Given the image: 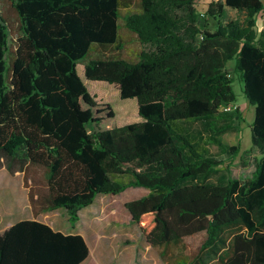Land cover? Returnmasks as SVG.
Here are the masks:
<instances>
[{
    "label": "trees",
    "instance_id": "16d2710c",
    "mask_svg": "<svg viewBox=\"0 0 264 264\" xmlns=\"http://www.w3.org/2000/svg\"><path fill=\"white\" fill-rule=\"evenodd\" d=\"M198 1L134 0L123 13L122 0H0V167L24 172L35 217L64 208L74 226L99 193L143 187L125 207L165 264H264V30L255 28L264 2L212 0L199 11ZM122 25L147 49L134 60L93 57ZM233 59L261 156L250 178L213 183L205 178L223 161L179 123L205 121L206 141L237 155L213 122L237 100ZM119 99L136 101L137 118L103 127ZM195 234L202 242L182 252ZM88 253L81 234L36 219L0 233V264H80Z\"/></svg>",
    "mask_w": 264,
    "mask_h": 264
},
{
    "label": "rangeland",
    "instance_id": "374dc122",
    "mask_svg": "<svg viewBox=\"0 0 264 264\" xmlns=\"http://www.w3.org/2000/svg\"><path fill=\"white\" fill-rule=\"evenodd\" d=\"M210 1L212 0H199L195 6L199 11H204ZM122 4L123 13L136 9L134 0H122ZM228 16L235 18L241 16V14L228 8ZM207 22L209 29H214L216 20L208 18ZM255 28L258 34L261 30H264V9L257 14ZM142 49H147V46L139 43L134 35L122 25L116 43L98 47L94 50L93 57L117 56L134 60ZM234 63V59L228 61L227 69L233 77V88L239 110L238 112L229 111L227 114L219 113L220 115L214 117L213 122L218 127H224V130L218 134L222 143L225 145L239 144L237 155L230 160L225 150L206 141L210 131L206 127L205 121L184 120L179 123L181 127L191 132L199 144L206 148V153L209 156L223 161L214 172L205 178L206 181L213 183H225L228 177H239L242 181L250 178L255 170V161L261 156L260 151L252 145L251 141L250 125L254 118V106L249 103L243 93V83L236 72ZM135 102L133 99H119L116 104L113 103L117 114L108 123H104L103 127L111 125L112 122L117 124L116 120L119 118L125 120L136 119ZM29 173L30 176L38 180H42L44 176L43 168L39 166L29 168ZM4 177L21 178V174L10 175L5 170H0V182L4 181ZM114 177L124 181L128 179L127 175H114ZM33 187L42 189L43 186L34 184ZM147 193L148 190L143 187H128L118 194L99 193L93 203L82 209L80 218L76 222L77 226L71 225L67 211L64 208L43 212L39 215V218L53 228L60 229V231L73 230L76 227L75 230H79L84 234L91 248L88 259L84 264H93L105 260L107 263H112L119 258H137L143 255L156 256V252L146 243L137 225L130 221V214L125 207L126 201ZM23 211L24 208L21 202L15 200L11 192L5 189L0 190V227L8 224L15 215L22 214ZM202 240V234L185 237L180 250L185 253L194 251Z\"/></svg>",
    "mask_w": 264,
    "mask_h": 264
},
{
    "label": "crops",
    "instance_id": "0c3cea01",
    "mask_svg": "<svg viewBox=\"0 0 264 264\" xmlns=\"http://www.w3.org/2000/svg\"><path fill=\"white\" fill-rule=\"evenodd\" d=\"M0 170H5L10 175H16L17 173L21 174V178L11 179L12 177H7V178L4 177V181L0 182V184H1L0 190L5 189L6 191L8 190L9 192H11V195L13 196V198L17 201L19 200L21 202L23 208H24V211L22 212V214L15 215V217L8 224H5V225L0 227V233L4 232L7 228H9L11 225H13L14 223H16L20 220L36 219V220L42 221L39 218V215L41 213H39L36 217L33 215V212H32L31 206L29 204V200H28V187L24 186V181H23V173L24 172L17 170L14 173H11V172H9V170L6 168L5 165L1 166ZM82 209L79 211V218H80V213H81ZM42 222H44V221H42ZM75 226H77V223L75 224ZM53 229H55V228H53ZM75 229H76V227L73 230H65L64 232L63 231H61V232L65 233V234H81L86 241V244L88 246V250L90 253L91 248H90L88 240L86 239V237L84 236V234L82 232H80L79 230H75ZM55 230L60 231V229H55ZM146 243H147V241H146ZM150 247L152 249H154L152 246H150ZM134 248H135V246H134ZM154 251L156 252V256L149 257L146 255H143V256H140L137 258H119L117 260H114L112 263H107L105 260L103 262L97 261L93 264H165L163 259L157 253V251L155 249H154ZM89 253H88V256H89ZM88 256L80 264H84L87 261Z\"/></svg>",
    "mask_w": 264,
    "mask_h": 264
},
{
    "label": "built area",
    "instance_id": "2783aa9c",
    "mask_svg": "<svg viewBox=\"0 0 264 264\" xmlns=\"http://www.w3.org/2000/svg\"><path fill=\"white\" fill-rule=\"evenodd\" d=\"M239 106L236 102H231V103H228V104H223L221 107H220V111H223V112H229V111H234L236 109H238Z\"/></svg>",
    "mask_w": 264,
    "mask_h": 264
}]
</instances>
